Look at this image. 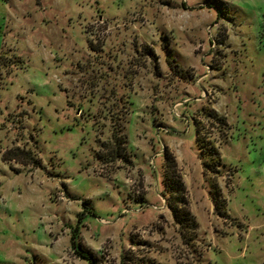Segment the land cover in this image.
Returning a JSON list of instances; mask_svg holds the SVG:
<instances>
[{"label": "rangeland", "instance_id": "374dc122", "mask_svg": "<svg viewBox=\"0 0 264 264\" xmlns=\"http://www.w3.org/2000/svg\"><path fill=\"white\" fill-rule=\"evenodd\" d=\"M74 230L264 264V0H0V264H90Z\"/></svg>", "mask_w": 264, "mask_h": 264}, {"label": "trees", "instance_id": "16d2710c", "mask_svg": "<svg viewBox=\"0 0 264 264\" xmlns=\"http://www.w3.org/2000/svg\"><path fill=\"white\" fill-rule=\"evenodd\" d=\"M24 152V151H21ZM24 154L28 155V152H25ZM78 230V229H76ZM74 230L72 233V244L73 247L75 249V251L82 257L85 259H88V261L90 262V264H97L96 260H97V256L94 255V253L87 248L81 241H77V237H78V231ZM154 264H160V263H154Z\"/></svg>", "mask_w": 264, "mask_h": 264}]
</instances>
